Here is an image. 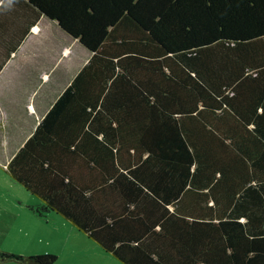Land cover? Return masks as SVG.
I'll return each mask as SVG.
<instances>
[{
  "label": "trees",
  "instance_id": "16d2710c",
  "mask_svg": "<svg viewBox=\"0 0 264 264\" xmlns=\"http://www.w3.org/2000/svg\"><path fill=\"white\" fill-rule=\"evenodd\" d=\"M27 2L91 52L32 136L45 127L53 156L73 157L46 169L44 188L9 164L39 197L30 206L60 213L125 264H264V0ZM191 122L213 123L221 138L200 139ZM92 144L99 153L84 174L74 156ZM76 176L94 187L86 193ZM119 179L135 211L101 218L114 245L80 215L91 193L116 197ZM56 258L0 249V262Z\"/></svg>",
  "mask_w": 264,
  "mask_h": 264
},
{
  "label": "crops",
  "instance_id": "0c3cea01",
  "mask_svg": "<svg viewBox=\"0 0 264 264\" xmlns=\"http://www.w3.org/2000/svg\"><path fill=\"white\" fill-rule=\"evenodd\" d=\"M90 54L91 52L63 29L57 20L43 14L27 0H0V190H8L7 187L13 186V182L23 186L20 181L10 176V163L12 167L15 165L13 168L16 170L25 172L24 176L28 183L42 185L44 188L48 185V178L53 176L52 173L50 175L46 172V169L53 167L54 170H59L57 166H65L69 158L73 157V153H58L53 156L52 147L56 140L51 133L45 132V127L40 128L38 139L35 140L32 136L61 93L88 61ZM188 125L200 129H198L201 131L198 135L200 139L221 138L218 132L211 131H215V127H212L213 123L191 122ZM223 136L226 137L225 134ZM86 141L84 144L89 143L88 140ZM92 147L93 144L86 150L87 152L79 150L74 156L77 163L81 162L80 167L86 165L84 174L88 173L89 166L99 153H95ZM146 154L147 152H144L143 157ZM53 157L56 159L54 162H52ZM76 178L77 187H81L87 193L88 187H94L99 176L95 182H89L80 176L79 179L78 176ZM120 181L121 179L115 181L118 193L109 201L103 200L99 192L91 193L87 205L83 207L86 213L80 215L83 220L87 216L96 229L100 227L98 231L96 230L97 235L114 245L117 239L112 240V232L107 230L106 221L101 218L112 217L122 208V210L131 207L135 209L133 204L128 203L129 201L119 192ZM37 198L40 202L39 197ZM135 200L138 207H143L141 211L150 206L148 198L146 196L144 198L141 191ZM207 203H212L211 198L207 199ZM142 215L141 218L145 222H149L151 226L155 225L156 229L159 228L153 217L146 218L145 214ZM60 216L74 226L68 218L61 214ZM103 223L102 228L100 225ZM117 226L119 228V225ZM119 230H122V226L117 229ZM100 248L106 252L102 256L125 264L101 246Z\"/></svg>",
  "mask_w": 264,
  "mask_h": 264
},
{
  "label": "rangeland",
  "instance_id": "374dc122",
  "mask_svg": "<svg viewBox=\"0 0 264 264\" xmlns=\"http://www.w3.org/2000/svg\"><path fill=\"white\" fill-rule=\"evenodd\" d=\"M7 188L0 190V249L25 255L52 252L57 256L52 264H121L102 256L106 252L60 214L48 210L39 215L30 206L39 203L38 198L23 186L13 182Z\"/></svg>",
  "mask_w": 264,
  "mask_h": 264
}]
</instances>
